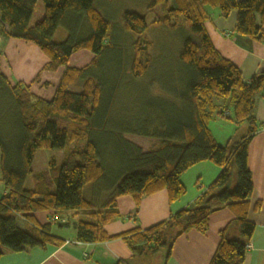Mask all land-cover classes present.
<instances>
[{
  "label": "trees",
  "instance_id": "obj_1",
  "mask_svg": "<svg viewBox=\"0 0 264 264\" xmlns=\"http://www.w3.org/2000/svg\"><path fill=\"white\" fill-rule=\"evenodd\" d=\"M37 1L0 0V38L34 45L48 60L43 71L63 68L48 101L32 94L30 86L22 82L11 85L0 71V173L4 189L0 199V257L64 244L50 235L52 223H33L34 213L51 211L53 216L73 213L81 217L74 223L79 243L120 239L142 264H151L154 258L166 264L180 236L191 230L205 234L209 215L224 208L234 220L219 232L220 240L209 264H242L255 230L248 215L262 207L260 199L252 201L254 188L247 166V146L260 127L255 122L254 109L256 97L264 93V69L243 81L237 67L212 46L203 24L209 16L206 8L216 9L222 18L235 11L233 35L264 44V0H151L147 14L158 6L164 12L150 23L136 13L122 15L123 31L135 38L129 65L135 78L148 67L150 43L145 32L149 25L184 33L178 87L174 86L172 92L175 103L167 110L161 109L155 122L149 119L142 129L106 125L109 101L118 87L114 80L108 86L98 66L112 47L110 24L96 9L95 1L40 0L43 18L31 26ZM59 28L64 30L63 38L55 41ZM80 51L90 52L94 56L91 62L80 69L68 67L71 56ZM117 65L119 61L114 62V67ZM75 86L80 87L79 92L69 90ZM214 99L232 106L231 113L217 111L219 118L236 127L248 126L247 135L238 142L216 144L206 125ZM99 134L118 144L113 146L114 151L102 152ZM135 136L155 143L142 152L133 144L131 138ZM118 147L119 152L115 151ZM38 150L59 151L61 161L57 164L51 157L48 172L33 173L31 166ZM119 154L123 156L124 171L105 189L106 200L93 204L84 197L86 187L105 181L109 173L106 158ZM202 162H210L220 171L191 206L144 230L135 228L117 236L106 233L105 227L119 218L116 199L129 196L135 204L133 215L144 197L160 191L172 204L186 193L182 175ZM28 179L31 188L27 187ZM19 215L31 223L26 230L16 226ZM68 223L64 218L59 225Z\"/></svg>",
  "mask_w": 264,
  "mask_h": 264
},
{
  "label": "crops",
  "instance_id": "obj_2",
  "mask_svg": "<svg viewBox=\"0 0 264 264\" xmlns=\"http://www.w3.org/2000/svg\"><path fill=\"white\" fill-rule=\"evenodd\" d=\"M206 12L209 16L203 26L212 46L222 58L237 67L243 81L247 82L254 74L264 69V44L233 35L237 18L235 11L226 18L220 17L214 8H206ZM262 29L264 31V23ZM0 49L2 51L0 71L11 85L22 82L30 86L31 93L39 98L48 101L53 97L63 68L55 72L43 71L47 58L34 45L22 40L0 38ZM93 57L88 51H80L71 56L68 67L80 69L88 65ZM37 77L38 80H35ZM69 90L79 92L80 87H70ZM217 101L219 105L222 103L221 100ZM254 116L256 124L260 127L248 143L247 166L251 172L254 188L252 201L260 199L262 207L259 212L251 211L248 215L249 220L255 224V230L242 264H264V93L255 99ZM238 127H242L239 128L242 134L235 139V142L246 136L248 131L246 124ZM236 130L234 125V131ZM50 158L51 156L48 155L45 157V170L40 172H48ZM55 158L58 164L62 154L59 152V160ZM202 163L193 166L182 175L181 181L186 193L172 204L168 202L166 193L160 191L144 197L137 213L133 215L135 204L129 196L116 199L119 218L105 227L106 233L109 236H117L135 228L144 230L165 221L171 214L191 206L200 192L220 171L210 162ZM205 173L207 179H204ZM27 185L28 188L32 187L31 180ZM3 195L0 173V199ZM64 218L69 221L68 225H59ZM15 220L20 230H26L31 225L20 215ZM79 220L81 217L74 216L73 213L62 216H53L51 211L34 213L33 223L37 225L52 223L49 228L50 235L64 241V244L46 245L44 249L34 248L20 253H5L0 257V264H142L140 259L132 256L120 239L98 244L77 242L74 223ZM233 220L234 216L228 209L212 212L208 217L206 233L200 234L191 230L180 236L174 242L166 264H209L220 240L219 232ZM151 264H161V258H154Z\"/></svg>",
  "mask_w": 264,
  "mask_h": 264
},
{
  "label": "rangeland",
  "instance_id": "obj_3",
  "mask_svg": "<svg viewBox=\"0 0 264 264\" xmlns=\"http://www.w3.org/2000/svg\"><path fill=\"white\" fill-rule=\"evenodd\" d=\"M94 1L96 9L110 24L109 40L112 47V50H109L102 57L98 66L103 71L102 78L108 83V86L110 87L114 80L117 82L118 87L112 92L113 95L111 101H109L110 105L107 110L106 125L108 128L142 129L150 122L149 119H151V122H155L156 117L160 116L159 112L161 109L167 110L169 105L175 103L172 92L176 89L175 87H178L176 86V81L181 70L179 54L184 33L171 31L161 26L149 25L145 32V38L150 43L148 67L141 77L135 78L129 70L132 60L131 43L135 38L133 34L123 31L121 17L125 12H132L145 16L147 23H150L156 17L163 15V7L158 6L152 14H147V6L151 0ZM43 14L44 7L39 1L34 8L30 25L32 26L41 21ZM63 32L62 28L57 30L55 41H60L63 38ZM112 45H116L117 48L114 47V50ZM116 61H119L120 66L114 67V62ZM108 93L107 98L109 99L111 91L109 90ZM218 102L215 99L213 100L214 106L210 110L211 117L206 122V125L211 131L217 145L224 146L229 142L233 144L235 143V139L242 134L239 130L242 127H236L237 130L234 131V125L229 120L218 117L217 111H228V113H231L232 110V106L228 102L220 105ZM98 139L102 152L104 149L112 152L114 151L113 146L115 145L114 147H116L118 145L115 142H111V139L107 140L106 136H100V134ZM131 139L133 140V144L138 146L142 152L148 151L155 143L153 139L138 136ZM118 150L119 147L115 151ZM47 155L57 157L59 160V151L39 150L31 166L33 172L45 170L44 159ZM122 157L119 154V157L109 156L106 158L105 166L109 171L108 177L97 185H88L84 192L86 199L92 201L93 204L106 200L107 191L105 189H107L109 183L115 177H119V174L124 171L122 170L124 169ZM204 179H207L206 173L204 174Z\"/></svg>",
  "mask_w": 264,
  "mask_h": 264
}]
</instances>
